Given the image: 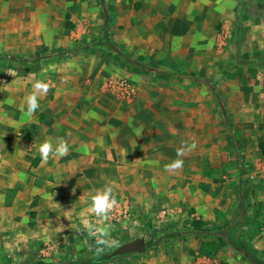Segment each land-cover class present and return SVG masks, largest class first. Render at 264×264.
Segmentation results:
<instances>
[{
  "label": "rangeland",
  "instance_id": "374dc122",
  "mask_svg": "<svg viewBox=\"0 0 264 264\" xmlns=\"http://www.w3.org/2000/svg\"><path fill=\"white\" fill-rule=\"evenodd\" d=\"M107 7L105 26L101 0H0V54L50 56L0 73V91L29 95L44 81L48 91L32 115L41 132L57 121L83 132L98 126L133 138L146 155L132 162L131 175L115 178L114 197L126 202L130 220L110 227L106 245L76 255L93 258L142 237L144 253L100 264H250L222 233L240 215L239 245L253 246L264 230V0H107ZM185 144L183 167L169 169ZM0 191V264H12L11 253L26 255L20 264L68 260H45L46 217L32 211L25 220L28 208L18 206L11 220ZM255 256L264 264L261 250Z\"/></svg>",
  "mask_w": 264,
  "mask_h": 264
},
{
  "label": "crops",
  "instance_id": "0c3cea01",
  "mask_svg": "<svg viewBox=\"0 0 264 264\" xmlns=\"http://www.w3.org/2000/svg\"><path fill=\"white\" fill-rule=\"evenodd\" d=\"M20 93L5 96L0 91V188L8 193L2 196L3 204L10 209L8 218L16 221L14 210L18 206L28 208L25 220L32 219V211L37 213L38 218L45 216L42 224L48 237L42 240L48 243V255L51 257L78 254L92 241L105 240L106 245L115 232L110 227L115 225L104 226L108 228L105 237L90 235L88 240L84 233L87 223L97 225L92 220L89 197L109 184L114 187L115 195L120 193L115 178L131 175L132 162H142L145 152L133 138L120 132L100 131L96 128L98 126L94 127L95 131L83 132L78 123L71 122L70 127L68 122L57 121L48 122L47 132H41L36 117L31 115L30 120L26 113L28 94ZM16 129L23 131L20 139L14 137ZM61 138L69 144V152L63 157L50 155L45 161L36 147L34 152H26L29 145L38 146L43 141L55 143ZM15 172L20 175L18 183L9 180ZM94 177L100 178V188L94 187ZM130 216L131 213L129 220ZM36 243L40 245L43 242L38 240ZM252 243L255 249L264 253V230L254 237ZM24 255L11 253L9 256L12 264H20ZM51 257L45 260L56 261Z\"/></svg>",
  "mask_w": 264,
  "mask_h": 264
},
{
  "label": "clouds",
  "instance_id": "9594fccd",
  "mask_svg": "<svg viewBox=\"0 0 264 264\" xmlns=\"http://www.w3.org/2000/svg\"><path fill=\"white\" fill-rule=\"evenodd\" d=\"M48 84L44 81L37 80L33 84L32 91L26 98V113L31 116L34 115L39 108V98L41 94H46L48 91ZM38 152L41 158L47 161L50 155H55L57 157H63L69 152V144L63 139H59L57 142L43 141L38 146ZM190 150L189 145H182L177 149V158L174 159L167 167L169 169H180L183 167V157L187 151ZM90 199V213L95 214V216L106 219L110 211L115 207L117 201L114 197V187L112 185H105L104 187L97 189L89 197ZM85 230L89 235H102L106 236L108 234V228L104 226L93 225L92 223H87L85 225ZM105 241H101L104 243Z\"/></svg>",
  "mask_w": 264,
  "mask_h": 264
},
{
  "label": "trees",
  "instance_id": "16d2710c",
  "mask_svg": "<svg viewBox=\"0 0 264 264\" xmlns=\"http://www.w3.org/2000/svg\"><path fill=\"white\" fill-rule=\"evenodd\" d=\"M101 3H102V9H103V14H104V18H105V26H107L108 16H109V11H108V7H107V0H101ZM67 52H69V51L64 50V51L60 52V54L62 55V54H65ZM49 58H50L49 55H40L37 57L23 58V57L6 56L3 54H0V73H3L4 71H7V70L24 71L25 68L33 69L36 64H38L39 62H42V61H46ZM127 60L136 64L138 67H142V68H146L148 70H152V68L145 67L143 64L135 62V60H130V59H127ZM261 61H264V60H261ZM22 65L24 66V70H22L23 68H19V66H22ZM203 81L206 84L211 85L210 84L211 82L208 79L204 78ZM221 108L223 110V115L225 116V111L223 109L222 103H221ZM259 147L262 151V154L264 155V142L260 143ZM242 221H243V218L241 217V215L238 216V218L234 222V224L231 225L230 227H228L227 229H225L222 234L229 239V242L236 249H238L244 253L245 257L247 258V260L249 261L250 264H262L261 260L255 256L256 253L258 252L257 249H255L253 246H241V245H239V243H242L238 237V231H239L240 224ZM91 244H93V246H94L95 242L92 241L91 243H89L87 248H84L78 254L85 253V251H90L91 249L89 247ZM202 246H204V244H202ZM146 247H147V243H146ZM102 252H105V251H102ZM99 253H101V252H98L97 254H95V256L98 255ZM202 253L212 255V252L210 250H207V251L202 250ZM95 256L93 258H84V257L82 258V257H80V256L78 257V255L74 254V255H71L68 258V260L59 262L57 264H100V263L109 262L111 260L116 259V258H112L110 260L96 262V261H94ZM117 258H119V257H117Z\"/></svg>",
  "mask_w": 264,
  "mask_h": 264
},
{
  "label": "water",
  "instance_id": "95a60500",
  "mask_svg": "<svg viewBox=\"0 0 264 264\" xmlns=\"http://www.w3.org/2000/svg\"><path fill=\"white\" fill-rule=\"evenodd\" d=\"M146 250V241L142 237H138L119 244L112 250L101 252L95 256L94 261H106L112 258L122 257L131 253L142 254Z\"/></svg>",
  "mask_w": 264,
  "mask_h": 264
},
{
  "label": "built area",
  "instance_id": "2783aa9c",
  "mask_svg": "<svg viewBox=\"0 0 264 264\" xmlns=\"http://www.w3.org/2000/svg\"><path fill=\"white\" fill-rule=\"evenodd\" d=\"M121 86V93L125 94V96L130 97L131 91L129 92L126 89V86L123 85V82L120 83ZM129 214H128V206L126 202H123V204H120L117 202V205L110 211L109 215L106 219L100 218L95 216V214H92V220L97 224L98 226H106L107 224H113L118 225L121 224L124 220H129Z\"/></svg>",
  "mask_w": 264,
  "mask_h": 264
}]
</instances>
